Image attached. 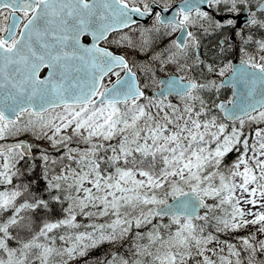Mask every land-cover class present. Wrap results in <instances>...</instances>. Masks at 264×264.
I'll return each instance as SVG.
<instances>
[{"label": "snow or ice", "instance_id": "snow-or-ice-1", "mask_svg": "<svg viewBox=\"0 0 264 264\" xmlns=\"http://www.w3.org/2000/svg\"><path fill=\"white\" fill-rule=\"evenodd\" d=\"M0 264H264V0H0Z\"/></svg>", "mask_w": 264, "mask_h": 264}, {"label": "flooded vegetation", "instance_id": "flooded-vegetation-1", "mask_svg": "<svg viewBox=\"0 0 264 264\" xmlns=\"http://www.w3.org/2000/svg\"><path fill=\"white\" fill-rule=\"evenodd\" d=\"M204 6L207 7L206 5H204ZM167 14L171 15V12H169ZM241 20H243V16L241 17ZM151 22L152 21L150 20V22L148 24H150ZM145 25H147V24H145ZM218 40H219V37L214 35V34L202 36V44H201V48H200V52H201L202 57L206 56L209 59L212 58L213 54L217 50L214 46L218 44ZM161 43H162V41H161ZM120 50H123V49H120ZM229 58H231V57H229ZM231 91H232L231 86L227 85L221 89V96L226 97L227 95L231 94ZM170 98L175 100L174 97H170Z\"/></svg>", "mask_w": 264, "mask_h": 264}, {"label": "rangeland", "instance_id": "rangeland-1", "mask_svg": "<svg viewBox=\"0 0 264 264\" xmlns=\"http://www.w3.org/2000/svg\"><path fill=\"white\" fill-rule=\"evenodd\" d=\"M167 42V38H165L164 40H162V43L160 42V46H162L164 43H166ZM123 50H125V51H131V50H126V49H123ZM136 57L138 58V59H143L144 58V56H143V54H139V53H137L136 54ZM163 74H165V73H158V75H160V76H162ZM80 147H84V145L81 143L80 145H79ZM62 150V149H61ZM80 219H81V221H83L84 223H87V220H86V218H84V217H80ZM116 246V245H115ZM115 246H110V247H115ZM117 250H119V249H117ZM106 251V249L104 248V247H102L99 251H97L96 253H92L91 254V252H90V255L91 256H94V255H98V253L99 252H105Z\"/></svg>", "mask_w": 264, "mask_h": 264}, {"label": "trees", "instance_id": "trees-1", "mask_svg": "<svg viewBox=\"0 0 264 264\" xmlns=\"http://www.w3.org/2000/svg\"><path fill=\"white\" fill-rule=\"evenodd\" d=\"M36 171H37V174H38V173H39V168H37ZM78 219L81 220L80 217H78ZM244 231H246V230H242V231H240V232H238V233H235V235L244 234ZM223 236H224V235H223ZM102 247H104V248L106 249V251H107V250L110 248V245H108V244H104V245H102L101 247H98V248L92 250V253H96V252L99 251ZM115 248H116V249H119V245H116ZM103 253H104V252H99L97 256H100V255H102ZM94 256H96V255H94Z\"/></svg>", "mask_w": 264, "mask_h": 264}, {"label": "water", "instance_id": "water-1", "mask_svg": "<svg viewBox=\"0 0 264 264\" xmlns=\"http://www.w3.org/2000/svg\"><path fill=\"white\" fill-rule=\"evenodd\" d=\"M136 19H138V20H140V18L139 17H136ZM140 21H146V19H142V20H140Z\"/></svg>", "mask_w": 264, "mask_h": 264}]
</instances>
